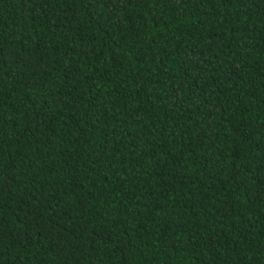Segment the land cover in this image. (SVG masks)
<instances>
[{
    "label": "trees",
    "instance_id": "trees-1",
    "mask_svg": "<svg viewBox=\"0 0 264 264\" xmlns=\"http://www.w3.org/2000/svg\"><path fill=\"white\" fill-rule=\"evenodd\" d=\"M0 264H264V0H0Z\"/></svg>",
    "mask_w": 264,
    "mask_h": 264
}]
</instances>
